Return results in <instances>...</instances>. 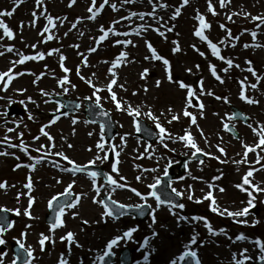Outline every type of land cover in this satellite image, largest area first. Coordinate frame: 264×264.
<instances>
[{"label": "rangeland", "instance_id": "374dc122", "mask_svg": "<svg viewBox=\"0 0 264 264\" xmlns=\"http://www.w3.org/2000/svg\"><path fill=\"white\" fill-rule=\"evenodd\" d=\"M173 2L175 5H170V3L167 2V0H163V2L170 5V7L178 6L177 3H180V0H170V2ZM199 1L203 5L196 6L191 4L192 2ZM251 0H242L243 4L239 0H232L231 5L229 8H225V12L229 11H236L239 12L242 8L244 11L251 13V15H255L258 13V11L255 9L254 4L250 2ZM101 1H98L99 4ZM110 2H113V0H110ZM138 2L134 5H130L132 9H128L126 11H123L125 6L120 8L118 12H113L109 7L105 6L103 12L94 20L89 21L87 19H83L81 23L77 25L76 29H72L69 31V28L71 26V22H74L78 17H86L88 15L86 9L90 4V0H76V3L72 7H68L69 0H44V6L47 9V14H51L54 18L60 17L64 18L66 17V20H64L63 24L61 25L59 21H57V28L53 29V32L57 39H53L51 41H48L47 43H38L40 41L41 37L38 36V32L42 30L43 26L46 23V20L41 17L37 20L36 26L30 27L29 22L32 20L31 13L32 11H37V15L39 16V13L41 9L35 8V0H24L23 3L19 5L16 9V13L13 14L11 18H7L6 23L13 29L15 33V38L11 41L7 40L6 38L2 41H0V44L3 45H14L15 50H19L23 52L26 55H33L37 51H44L47 52L50 49L53 48H59L60 52L67 58L65 60V66L71 69L68 73L69 79L72 84H75V89H72L69 86V91L67 92L70 96L79 97L78 99L84 100L85 96H90L92 93V89L85 84L83 81L79 79V77L76 75L75 70L77 66H80V73L81 75L85 76L86 78L91 77L93 79V83L97 86L104 87L110 77L108 75V68L110 67V63H104V61L111 62L121 51H127L129 54L128 58L134 62L128 63V64H122L118 69L115 71L117 72L118 76V84H124L127 91H123L113 86V90L118 94L119 99L123 98L124 100H127L130 104H132L134 107L137 105L142 106V112L148 111L150 108L154 115L158 116L160 119L161 124L167 128L169 131L173 133V135L176 134H182V129L189 127V121L188 118L181 117V119L176 122L174 121L171 125L167 124V119H170V116L168 114V109L171 108L173 113H179L181 109L184 106V98L186 94V90H182L178 88V86L175 83H169L165 78V71L162 63L160 61L150 62L149 60H145L144 57L146 55H150L145 47V40L151 42L153 46L157 49V52L164 56L165 58L169 59L172 65V75L174 80H183L185 83L191 85L194 89L198 87V82L195 83L196 78L203 79V86L205 90H212L216 95L225 96L227 95V92L225 91L224 87H216L215 81L213 77L210 75V73L207 71L206 68V61L200 57L199 55H195L193 53L192 48L190 47L192 44H195L201 51H204L208 57V60L212 63L216 64L217 66L221 65L218 60L215 59V57H212L209 53V51L206 48V45L201 43L198 38L193 36V31L195 26L197 25V21L193 18L195 15V9H199V11L202 14L206 13V0H190V4L192 5L189 7H184L182 9L181 15L175 20V21H169V24H175V28L172 32L166 33L168 39L165 40L164 38L160 37L157 33L149 30L141 37H138L139 39L135 38L136 36H130V37H115L111 34L109 35V38L105 41H103L100 46L98 47L97 51L94 53H87V49L90 46L94 45L93 37H98L100 35L98 29L100 25H104L105 27H108L113 19H119L121 16H125L128 14L129 11H143L148 12L151 11V7L149 8V5L147 3V0H145V4L142 6H138ZM216 0H213V3H215ZM117 6L120 7L119 2H116ZM234 3V6L232 4ZM11 7H13V4L11 0H0V10H8ZM187 8V10L185 9ZM248 9V11H247ZM217 11V10H216ZM218 12V11H217ZM221 12V11H220ZM172 12H168L165 10L157 9V15L163 16L164 20H168L169 16ZM219 13V12H218ZM219 13L217 16H212L211 14H206L205 18L207 21L211 22V28L210 30H206L205 34L209 36L213 42H216L219 38H222L225 33L221 31V29L217 28L219 24L226 22V24H229L230 28H235L241 25L239 22L242 21H251L250 18L243 19V16H234L233 22L227 21L225 16H222ZM69 15L71 14V17L68 18L67 16H60V15ZM76 16V17H75ZM20 22L24 23V28L22 32L18 30V25ZM163 22V21H162ZM195 22V23H194ZM152 24L154 27L157 26L155 22L148 17H145L144 21H140L136 18H133V22L131 25H129L128 21H121L119 25H116L117 30L119 31H128L130 28H135L139 24ZM12 26L16 27L13 28ZM234 26V27H231ZM2 31V30H0ZM64 31H69L72 36H75L73 40L69 43V47L66 49H63V42L61 41L60 34L63 35ZM80 32H83L84 35L80 36ZM177 33L179 35L177 36ZM264 42V36L261 37ZM77 39V40H76ZM116 39H131L136 47H125L123 45H115L114 41ZM178 40L180 43V47L182 49L181 53L173 54L171 52V41L172 40ZM31 44H37L36 49H32L30 47H25V45H31ZM53 44L55 46L51 47ZM73 44H79V49H74L70 47V45ZM68 45V44H67ZM3 50V49H0ZM70 50V51H69ZM77 52H83L87 54L88 59V66L85 67L81 64V57L77 55ZM264 54V53H263ZM261 54V56L252 55L254 58H252L253 64L257 65L259 67L261 64H264V55ZM244 55V54H243ZM246 56V55H245ZM250 56V57H252ZM18 59V57L14 53H6L4 56L0 57V71H6L8 67L10 66L9 61ZM195 64L200 65V70L197 71L193 66ZM47 66V67H45ZM147 68L149 70L148 76L146 79L142 80L140 78V73L143 71V69ZM185 68H192L193 71L191 74L185 72ZM14 72H25L26 74L20 77H17L12 84L9 87L8 92L0 93V95H9L12 96L14 100L17 102L20 99H24L27 96H31L33 99L37 101V103L40 105L39 108H36L32 104H28V110L31 111L35 117V121H28L27 115L24 116V122L28 124V129L25 132V141L30 145V152L32 148L38 147L40 144H42V141H44L46 138L41 137L38 141H33L32 137L35 135H38V129L43 124L48 123V121L51 118V113L54 112L56 107L50 105L49 103L45 104L43 101L44 99H48L47 97H42L40 95V89H44L48 91L49 93H60L61 89L57 86L56 78H59L63 75L61 68L59 67V54L54 53L51 56H45L44 60L40 61H31V62H25L23 65H18L15 69H13ZM35 73L34 75H29L27 73ZM156 73L155 78H152L150 76V73ZM41 73H46V75L42 76L36 84H33L32 81L36 79V76H40ZM92 73H95V77H92ZM251 78H253L251 76ZM159 80L160 86L156 87V81ZM200 81V80H199ZM253 82V81H250ZM55 85L49 88V85ZM229 84V83H227ZM210 85L208 88L206 86ZM144 87H147L148 91L145 93L142 91ZM27 89V91L23 94V96H20L19 94H15L12 92V89ZM231 91L229 89L228 95H231ZM259 92L261 91L258 90ZM248 92V94L251 96V93H256L254 98H257V92ZM136 92L137 95L133 96L132 93ZM100 95L102 97H107L108 93L106 91L101 92ZM235 103L237 106L242 102L238 96H236V93L233 95ZM202 102L205 105L204 109V116L203 118L197 116V122L200 126V129L203 130L204 135L208 138V145L205 144L204 140L201 138L199 132L197 131L195 126H192L190 128V131L192 135L195 137L196 142L198 146L203 149L206 152H210L213 155L220 156V153L217 151L215 145L217 143H221V145L226 150V155L221 156V159H226L227 163H220L216 159H212L208 156V163L205 166H201L198 164H193L190 166L189 172L191 173V176L185 180L186 182L184 184L178 185V190L184 192L185 196V203H186V214L188 216H202V212L204 209L211 211V209L208 207V201H204L203 203L197 204L193 201H189L187 199L188 194V185H191L190 182H193L192 176L195 177H201L211 180L215 176H219L222 173V185H224L227 188V191L225 192L226 198L222 195L221 199L224 202L230 201V197H236L235 195L238 194L241 196V198H247V195H241L238 193L239 191L237 188H233L232 184H237L241 182V177L244 175V173L249 170V168H254L257 166L253 163L255 157L253 156L254 153H249L248 155V164H241L239 166L232 163L233 159L239 160L241 159V155L244 151L242 147V143L235 142L231 137H229L225 131L222 128V119L225 117V114H228V108L225 103L222 101H215L214 97L210 96H203ZM194 101V100H193ZM5 102L0 101V105H3ZM194 103V102H193ZM244 103V102H243ZM260 106L258 107H246L247 112H249L250 115H252V125L253 127H257L258 125H264V109H263V101L260 102ZM102 105H104L109 111L114 115L118 128H119V135L116 138V140L112 143L117 146V151H120V156L117 158L119 159L120 163L118 165L119 172L122 169H129L128 166L131 165H140L141 168H154L157 167V160L156 157L163 155L166 157V159L159 160V169L160 171L156 172L155 174H160L163 170L164 166L168 163V160H171L175 157H178L180 155H183L185 153L190 154L187 149L183 147V144L181 142L178 143H171L169 141V147L175 148V152H168L166 149H163L158 146H154L157 148L156 151V157L153 159L143 158V159H135L136 156V149H139L140 152H143L145 144L141 141H138L134 139L133 137V122L132 119L124 112H118L116 111L113 103L110 100L102 99ZM190 111L196 112V109H189ZM164 113V115H160L161 113ZM216 113V114H214ZM71 118L60 120L53 124L51 127L47 128L46 131H48L51 135L54 134L55 136H64L65 139V145L62 143L61 137L54 138L61 141H58V144L61 145L63 151L67 150V144L71 142L70 136L77 137L76 144L72 143L74 145L72 149V153H70L73 156V160L77 163H85L88 162L90 159H92L97 154V149L95 148V144L97 143L99 139V128L93 127L85 123L84 117L79 114L76 115L75 118H77L78 123L73 125L71 123ZM145 121H147L149 124L153 125L155 127V124L148 120L146 117L142 116ZM19 119V118H17ZM122 125V127H121ZM9 127L13 125H8ZM73 129H75V134H73ZM21 130H23V125H21ZM88 132H92V136H88ZM242 132L244 133L245 141L243 143L254 145L258 142V138L253 134L250 128H244L242 129ZM125 134H128L125 136ZM4 135L3 129H0V137ZM10 136H13V143H17L18 141L15 140L14 134H9ZM121 136H125L126 143L121 141ZM219 137H222V141L219 139ZM111 145V144H109ZM210 145V146H209ZM92 148V151H88V148ZM108 147V144L106 145V148ZM264 148V146H261ZM122 149V151H121ZM13 152H18L17 155L21 158H25L22 162L17 163H25L28 164L30 161L28 158L21 153L19 150H12L8 149ZM9 151V152H10ZM54 151V149H53ZM258 152H260L261 156H264V152H261L260 149H257ZM20 152V153H19ZM104 153H100V155H103ZM185 154V155H187ZM240 154V155H238ZM31 155L33 156H39L41 153L31 152ZM10 158V157H9ZM7 158L6 156H0V165L4 164V162H14L13 160ZM4 160V161H3ZM3 161V162H2ZM264 162V160H261V164ZM15 163V162H14ZM15 163V165L17 164ZM34 163V161H32ZM97 164H101L99 161H97ZM14 165V168H15ZM105 165L110 169V164L107 162L101 164ZM8 166V164H7ZM1 167L0 174H2V170L4 169ZM10 166H8V169ZM239 168V170H237ZM202 169V170H201ZM137 172H130V174L122 173L120 175H123L126 178V181L128 185L131 187L137 188L141 193H145L146 185L148 183L137 182L135 180V174L139 175L140 170L137 169ZM16 172L14 175L10 172L7 173L4 177H7L9 179H12L11 176H14L17 180L18 178L21 180V184L19 186H22L26 182V177L34 172H30L28 168H20L16 169ZM114 175V174H113ZM145 175H147L145 173ZM133 178V180L129 179V177ZM38 179V176L35 178ZM253 180V183H260L264 180V176L253 174V177L250 178ZM15 180V181H16ZM152 179L148 178L147 181H150ZM38 182H36V185L38 186ZM35 186V184H33ZM75 187H80L78 191H76V194L85 193L86 195L83 198L82 203L77 206V208L73 209L72 211L80 213L81 217L75 222L73 219L69 218V222L71 223L72 227L66 226L65 229L58 230L54 234L55 243L52 244L53 248H51L50 252L44 255H41V257L44 260H49V264H57V260L61 253H64L67 258L70 261V264H78V261H82L83 264H91V261L93 259V254L99 250L102 249L107 242L108 239L111 238L113 235H117L119 233L115 231H110L111 224L108 222L106 225H103L102 223H98L100 221V210L97 208L96 205H92L91 198L93 197L94 191L92 190L91 183L87 182L84 179H78L76 180ZM41 187V186H40ZM47 187L46 185L44 188ZM247 187V186H246ZM262 187V186H261ZM192 193L195 198L202 197L204 193H206V190L199 189L198 192H194L192 187ZM197 191V190H196ZM237 192V193H236ZM52 193L50 191H46V193L39 194V191L37 192L38 199L48 198ZM95 194V193H94ZM261 201H264V193H260ZM230 196V197H229ZM26 201V203H25ZM86 203V204H85ZM85 205V206H82ZM89 208L94 207L96 212L90 211ZM262 205V204H261ZM264 205V202H263ZM27 206V198L25 197L23 206L21 211ZM260 209L263 207L260 206ZM81 210V211H80ZM86 210V211H85ZM238 209H233L230 211H236ZM35 212L36 216L39 218L43 214L44 210L40 206L38 207V202L35 201L33 205V211L31 210V213L33 214ZM87 212V213H86ZM212 212V211H211ZM71 212H68V217L70 216ZM87 214H90L91 217ZM156 224L152 227H149V224L151 223V219L148 223L145 225H137L138 231L136 232L139 235H144L145 232H149V229L155 230L156 232L160 231V236L157 238L153 244L151 245L154 249L153 252H156L155 249L157 246V256H150V262L153 261L154 263L151 264H169V261L171 258H174L180 254V252L183 250V245L189 241V238L193 234V232L199 233V239H205L206 236H209L208 233L204 230H202V225L194 224V223H177V221L174 218H171L166 211H156ZM260 217V215H259ZM27 218V217H26ZM86 219L88 220L89 224L87 225L86 229H82L80 226V220ZM240 219H244L241 217ZM255 219L254 216L249 215L247 217V220L249 221V225L251 224V221ZM259 220V224L252 227L249 225L244 224H237L233 221L232 218H229L227 216L221 217L219 215H216L214 217L210 218V223L215 229H220L222 226L229 225L228 230H226L229 234V236L235 237L236 234L244 233L249 237V240L253 239H260L262 242H264V234L262 232L264 228V220L263 217H261ZM44 223V222H43ZM42 223L45 231V226ZM134 222L129 221L127 224L128 226H124V224L121 225L120 230H125L129 228L130 225H132ZM225 223V224H224ZM190 224V225H189ZM147 227V230L145 229V226ZM204 228V226H203ZM72 231L75 234L76 240L81 244L84 245V249L77 248L75 245L71 247L70 254L67 251L66 245L67 241L63 242L61 245L60 237L64 235L66 232ZM135 233V234H136ZM159 233V232H157ZM47 234V232H46ZM35 240V239H34ZM226 239L222 238L219 239L218 242H224V245L221 243L218 247L213 244L210 246H205L198 249V254L201 255L204 258L205 264H229L231 259V253L238 251L242 248H248L249 249V255H252L254 257L253 260L248 262H253L257 259L255 257L258 255V248L256 246L248 241L245 242H237L233 244L231 241L227 244L225 241ZM152 243V242H151ZM33 246H35L37 253L40 255L41 252L38 249V245L36 243H31ZM140 245V243H139ZM165 246V247H164ZM91 250L88 253V250ZM229 251H231L229 253ZM88 256L86 257V255ZM136 261L139 260L140 264L143 263L142 255L136 253L135 254ZM154 259V260H153ZM43 260V261H44ZM149 262V263H150Z\"/></svg>", "mask_w": 264, "mask_h": 264}, {"label": "snow or ice", "instance_id": "6c2138e0", "mask_svg": "<svg viewBox=\"0 0 264 264\" xmlns=\"http://www.w3.org/2000/svg\"><path fill=\"white\" fill-rule=\"evenodd\" d=\"M13 7H11L8 10H0V41L4 40L5 38L9 41L13 40L15 38V33L13 29L6 23L4 20V17L11 18L13 14L16 12L17 7L21 3L24 2V0H11ZM76 3V0H69L68 7H72ZM137 3V0H119L120 7L117 6L116 2H110V0H101V2L98 4L97 0H90V4L87 7L86 11L88 15L86 17H78L74 22H71V26L69 28V31L72 29H76L77 25L81 23L83 19H87L89 21H94L104 10L105 6L109 7L113 12H118L120 8L124 7L125 5H134ZM148 5L151 7V11L143 12V11H129L127 15L121 16L119 19H113L108 27H105L104 25L99 26V33L100 35L98 37H93L94 45L90 46L87 49V53H94L97 51L100 44L107 40L109 38V35L115 37H130L135 35L136 37H141L143 33L151 30L155 33H157L160 37L164 38L165 40L168 39L166 33H170L174 30L175 24H169V21H175L182 12V9L185 6H188L190 4V0H180V3L178 6L174 7L171 15L169 16L168 20H164L163 16L157 15V9L166 10L170 7L169 4L163 2V0H147ZM218 7L220 9L229 8V6L232 3V0H217ZM35 8L41 9L39 16L37 15V11H32L31 16L32 20L29 22L30 27H35L36 22L38 19L43 17L46 20L45 25L43 26L42 30L38 32V36L41 37L40 41L38 43H47L48 41H51L53 39H57L58 37L55 36L53 29L57 28V21L62 25L64 20H66V17L60 18V17H53L51 14H47V9L44 6V0H35ZM195 15L194 19L198 22V24L195 26L193 31V36L198 38L199 41L206 45L207 50L209 51L210 55L212 57H215L216 60L221 61L225 66L219 69V72L217 70V65L212 63L208 60V57L204 51H201L195 44H192L190 47L198 53L200 57H202L206 61V68L207 71L210 73V75L220 84L224 83V79L222 78L220 73L227 74L229 71L233 68L240 69V64L234 63L233 58L227 57L225 55H222V48H235L236 42L239 41L240 35H243L244 32H249L248 29H244L240 35L233 36L232 31L230 28H227L225 24L221 23L219 24L220 29L225 33V35L222 38H219L216 42H213L209 38L208 35L205 34L206 30H210L211 24L206 21V14H211L212 16H217L219 13L216 11V7L214 6L213 0H206V13L202 14L199 9H195ZM225 18L227 21L233 22L234 16H243L245 19L250 18L251 21L259 23H256L255 28L259 29L261 26H264V14L261 15H251V13L244 11L241 9L239 12L236 11H229L224 13ZM145 17L151 18L157 26H153L152 24H139L135 28H130L128 31H119L116 28V25H119L121 21H128L129 25L133 22V18H136L140 21H144ZM163 21V22H162ZM24 28V23L20 22L18 25V30L22 32ZM252 41H256L257 39V31L251 30L249 32ZM65 36L68 35V32L64 33ZM84 33L80 32V36H83ZM179 33H177V36ZM115 45H123L127 47L128 45H131L132 47H136L135 43L131 39H116L114 41ZM172 47L171 52L173 54L181 53L182 49L180 47V43L178 40L174 39L171 41ZM25 47H30L32 49L37 48V44H31V45H25ZM70 47L74 49H79V44H73L70 45ZM145 47L150 55H146L144 57L145 60H151V61H160L164 67L165 71V78L169 83H175L178 88L182 90H186L185 98H184V106L181 109L179 113H173L172 109L169 108L168 114L170 116V119H167V124L171 125L174 121L178 122L181 117L188 118L189 121V127L182 129V134H176L173 135L171 131H169L167 128H165L161 122L158 116L154 115L152 110L149 108L148 111L142 112V106L137 105L133 106L130 104L127 100H124L123 98L118 99L117 93L113 90V86L115 85L119 89L123 91H127L124 84H118V76L117 72L115 71L118 69L122 64H128L132 63L134 61L130 60L128 58L129 54L127 51H121L111 62L104 61V63H110V67L108 68V75L110 77L108 83L104 87L97 86L93 83V79L91 77L86 78L85 76L81 75L80 73V66L78 65L75 73L79 77L81 81H83L85 84H87L91 89L92 93L90 96H85L84 100L90 101L91 103L86 108V111H93L94 109H99L100 111L96 114L100 117H109V112L103 110L102 106V99L110 100L116 111L118 112H124L126 113L133 122V127L135 132L140 133L144 130L142 120L140 119L142 116L146 117L148 120H151L154 124L156 129H158L157 138H158V146L166 149L168 152H175V148L169 147V141L173 144L181 142L183 144V147L188 150V152L191 154L192 159H197L198 165H203L205 161L203 159L198 158V154L203 156H209L212 159L218 160L220 163H227L228 161L226 159H221V156L226 155L225 148L221 145V143H217L215 145L217 151L220 153V156L213 155L210 152H206L203 149H201L197 142L195 137L192 135L190 128L192 126H195L197 131L199 132L201 138L204 140L205 144L208 145V138L204 135V132L202 129H200V126L197 122V116L203 118L204 116V109L205 105L202 102V97L207 95L210 97H214L217 101H223V103L227 104L229 103V99L227 96H220L216 95L212 90H205L203 86V79H200L198 82V87L193 88L191 85L185 83L183 80H174L172 75V65L169 59L165 58L164 56L160 55L157 52V49L153 46V44L147 40H145ZM245 49L249 47H264V45L253 43L248 44L245 43L243 45ZM0 57L4 56L6 53H14L18 59L10 60V66L6 71H0V93H7L9 90L10 85L12 82L20 76L25 75V72H14L13 69H15L18 65H23L27 61H40L44 60L45 56H51L54 53L59 54V67L62 70L63 75L59 78H56L57 86L61 89L60 93H55L56 95L60 94H66L69 91V86L72 89H75L76 85L72 84L68 73L72 71L68 67L65 66V60L67 59L61 52L59 48H53L48 50L47 52L44 51H37L33 55H26L23 52L19 50H15L14 45H3L0 44ZM77 55L81 57V64L85 67L88 66V59L87 54L83 52H77ZM246 67L241 69V71H246L251 74L252 77L255 78V82H249L248 77L245 76L243 79L238 81L239 86V92H238V98L249 105H255L259 104V100L253 98L250 95H246L247 90H258V85L262 80H264V75H259L257 71L252 66V61L245 60ZM47 67V66H45ZM197 71L200 70V65L195 64L193 66ZM193 71L192 68H185V72L191 74ZM149 70L147 68L143 69V71L140 73V78L142 80L146 79L148 76ZM29 75H34L35 73H27ZM46 75V73H41L40 76H36V79L32 81L33 84H36L37 81L42 77ZM95 73H92V77H95ZM160 81H156V87L160 86ZM27 91V89H12V92L15 94H19L20 96H23V94ZM40 95L42 97H51L54 93H49L48 91L44 89H40ZM106 91L108 93L107 97H102L100 95L101 92ZM145 93L148 91L147 87H144L142 89ZM133 96L137 95L136 92L132 93ZM264 95V93H262ZM193 100L196 101V103H193ZM0 101H4L5 103L3 105H0V129H3L4 135L0 137V147L3 148V150H0V156H13L17 161L20 160V157L15 154V152H9L8 149H18L21 153H23L30 163L28 164H21L17 163L15 165V168L13 170L19 169L21 167L28 168L30 172L35 171L37 165H41L45 162L51 163L53 167L58 168L59 171L69 173L72 177H75L77 174H84L91 182L92 190L94 191L95 195L92 197V202L94 204H97L99 207L102 208V212L100 213V221L99 222H107L108 219L112 220H118L123 216L126 215H132L133 218H135L136 215L138 216H144L146 210L148 211V215L151 217V223L149 224V227H152L156 224V211L160 209L161 206H166L169 214L176 218L177 223L183 221L186 223H199L203 222V226L206 229L209 237H216V236H224L229 241H231L233 244L237 242H245L248 241L256 246L258 248V255L255 257L259 261V264H264V242H262L260 239H253L249 240V237L244 233L236 234L233 238L232 236H229L228 232L223 229H215L212 224L208 221V219L204 216H187V215H181L179 212L176 211V209L183 210L185 208V204L182 202H174L173 196L177 198H182L184 196V192L177 190V188L172 187V182L169 180L167 187L170 189V192L166 195L164 193L160 192V185L162 182V177L160 176H154L153 182L148 183L146 185L147 189H149L146 193H141L137 188L131 187L128 185L126 178L123 175H120L118 164L120 163L119 159H116L114 162L110 164V173H102L99 170H96L95 168H90L89 166H95L97 164V161H99L101 164L107 162L109 160L108 153L112 152L115 154V156L118 158L120 156V151H117V146L115 144L108 145L106 148V140H105V133H106V127L107 123L102 122L99 124V139L97 143L95 144V148L97 149V154L90 159L86 164H78L73 159L69 158L62 150H56L53 151V149L56 148V145L54 143V137L46 131L47 128L51 127L53 124L56 123L57 120L60 119V116H69L68 111L61 112V109H65L67 106L63 104H57V108L54 110L56 113H59L58 115H55L52 119L48 121V123L43 124L38 129V135H35L32 137L33 141L40 140L41 137H45L47 141L49 142L47 145L40 144L36 148H32L31 152L41 153L39 156H33L30 152V145L25 141V132L28 129V124L24 122L23 118H9V107L13 105L14 103H17L16 100L13 99L12 96L9 95H0ZM45 104L49 103V99H44L43 101ZM19 104L23 105L25 108V111L27 112V120L28 121H35V117L31 111L28 110V104L34 105L36 108H39L40 105L37 103L35 99H33L31 96H27L24 99H20L18 101ZM75 110H79L81 107L80 104H75ZM189 109H196V112L190 111ZM216 114V113H214ZM160 115H164L162 112ZM242 119L245 122H247L248 117L244 116L241 113L233 112L231 114H225V117L222 119V128L225 132H232L235 134V124L230 123L232 121H235L236 119ZM71 123L73 125L78 123L77 118L72 117ZM85 123H96L95 120L88 121L86 120ZM13 125L9 127L8 125ZM21 125H23V130H21ZM122 127V125H121ZM247 127L251 129L253 134L258 137V142L254 145H249L242 143V147L244 149L241 159L236 160L233 159L232 163L239 166L241 164H248V155L249 153L255 154V159L253 161L254 164L260 165L259 168H249L244 175L241 177V182L234 185L235 188H237L240 192L246 193L247 199L246 201H241L242 204H245V207L236 210V211H230L228 208L224 207L221 208V206L218 204L216 198L214 197L213 190H217L220 193H224L225 189L223 187H220L218 185H215L211 182H206L208 191L204 193L202 197L195 198L192 193V186L188 185V194L187 199L189 201H193L194 203L200 204L204 201H208V207L211 209L213 213H216L217 215L224 217L227 216L229 218H232L233 221L237 224H244L249 225V221L247 220V217L251 214L250 209H253L256 206V201L258 198V194L264 193V187H261L260 183H253V180L250 179L253 177V173L256 171L264 170V164H261V160H264V156L260 155V152L257 151V149H260L261 152H264V148L261 146L264 145V125H258L257 127H253L251 123H247ZM9 134H14V138L17 143H13V136H10ZM73 134H75V129H73ZM92 132H88V136H92ZM128 134H125V136ZM125 136H121V141L126 143ZM62 140H65L66 138L61 136ZM219 139L222 141V137H219ZM210 146V145H209ZM67 147L69 149L73 148V145L71 143L67 144ZM88 151H92V148H88ZM122 151V149H121ZM136 156L135 159H143L148 158L152 159L153 157H156V151L157 148L154 147L152 144H146L144 146L143 152H140L139 149H136ZM100 153H104L103 155H100ZM187 154V153H185ZM240 155V154H238ZM54 157H59L61 160L67 162V166H62L58 161L55 159H50ZM166 159L165 156L160 155L156 157L157 160V167L154 168H141L140 165H136L135 167L140 170V174L136 175L135 180L137 182H140L142 178L146 177L144 176L145 173H156L160 171L159 169V160ZM34 161V163H32ZM173 161L168 160V163L163 168V177H168V169L171 167ZM188 165L185 164V168H187ZM202 170V169H201ZM239 170V168H237ZM114 174V175H113ZM189 176H191V173L189 172ZM222 173L219 176L213 177V180H219L221 179ZM103 177L104 184H101L98 186V180ZM193 180H202L201 177H191ZM180 179H184V177H181ZM56 183L60 184L61 180L56 179ZM76 184L75 178H73L67 186L64 188V190L60 193H57L56 195L51 196V198L47 201V207L50 210V213L53 215L50 216L49 222H48V228H47V234L45 232L38 233L37 238V245L39 247L40 252L45 251V244L46 242H49L51 244L55 243L54 234L57 229L65 227V221L63 217L68 213L71 212V215L73 218H75L78 215V212L72 211L73 209L77 208L78 204L81 201L82 196H85V193L75 194L73 192V186ZM247 186V187H246ZM15 188L16 185H9L7 181H0V190H3L5 193L9 188ZM23 189H26L27 191H18L15 200L17 203L20 201L21 195L25 196L27 198V206L21 211L19 207L16 208H8L6 206L0 205V246L7 245V239L6 234L11 231L15 227V221L10 220L8 214H14L15 216L19 217L23 215L24 217H27L28 220H36L38 217H35L31 213V209L35 203V197L32 195V192L34 191L33 186V180L31 175L29 174L26 177V182L22 185ZM102 188L104 189V195L101 196ZM127 189L131 193H133L137 198H139L138 203H121L116 199H113V194L118 190ZM149 198L153 199L155 201L156 207L153 208L151 204L148 203ZM264 202V201H262ZM243 217L244 219H240ZM82 223L87 224L88 221H82ZM259 224L258 219H253L251 221V224L249 226H256ZM32 228V224L28 223L25 224L24 230L20 232L18 237H13L12 239L15 240L16 243V250L12 256V258L8 261V264H37V261L39 260V257H37L34 253L36 252V248H34L32 245L27 244V236H28V230ZM138 231V226H132L125 230H123L120 234L115 235L111 239H109L104 247L102 249L97 250L93 254V259L91 261V264H123L122 261L114 259L116 257V252L114 251L115 248L120 247L121 241H124L125 243L129 241H133L134 239V233ZM159 234L153 230L151 233V237H144L142 243L139 245V250H142V259L143 264H149L150 262V256L152 255V252L154 249L151 246V241L153 238L157 237ZM198 239H199V233L193 232L191 237L189 238V241L186 242L183 245L182 252L174 257L171 258L169 261V264H202V261L198 255V249L201 245H198ZM60 240L62 242L67 241V251L70 254L71 247L75 245L77 248H82L83 246L76 240L75 234L72 231L66 232L64 235L60 237ZM196 246V247H194ZM91 251V250H89ZM249 249L248 248H242L238 251L231 253V259L229 264H247L248 261H251L254 259L252 255H249ZM8 256V253L5 251H0V264H5V258ZM57 264H70L69 259L64 253H61ZM78 264H83L82 261H78ZM136 264H140V261L137 260Z\"/></svg>", "mask_w": 264, "mask_h": 264}, {"label": "bare ground", "instance_id": "6f19581e", "mask_svg": "<svg viewBox=\"0 0 264 264\" xmlns=\"http://www.w3.org/2000/svg\"><path fill=\"white\" fill-rule=\"evenodd\" d=\"M58 137H61V136H57V138ZM64 137V136H63ZM70 139H71V142L72 143H74V144H76L77 145V143H76V140H77V137H72V136H70ZM7 169V168H6Z\"/></svg>", "mask_w": 264, "mask_h": 264}]
</instances>
